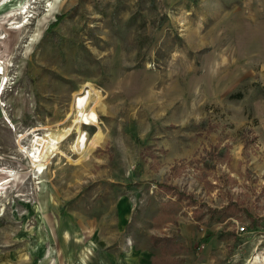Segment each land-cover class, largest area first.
Instances as JSON below:
<instances>
[{
    "label": "rangeland",
    "instance_id": "obj_1",
    "mask_svg": "<svg viewBox=\"0 0 264 264\" xmlns=\"http://www.w3.org/2000/svg\"><path fill=\"white\" fill-rule=\"evenodd\" d=\"M25 3L0 21V264H264V0H17L0 16ZM85 86L96 126L76 153Z\"/></svg>",
    "mask_w": 264,
    "mask_h": 264
},
{
    "label": "built area",
    "instance_id": "obj_2",
    "mask_svg": "<svg viewBox=\"0 0 264 264\" xmlns=\"http://www.w3.org/2000/svg\"><path fill=\"white\" fill-rule=\"evenodd\" d=\"M94 90L95 89L91 86H85L80 91H78L73 98V106H72L73 123H75V125L78 126L80 130L77 131V128H75L74 130H72L75 131V134L74 132L71 131V133L67 136L65 140L72 137L74 134L73 147L76 153H82L86 150L84 149V147L86 145L88 147L90 143L91 128L96 126L95 123L91 122L93 120L91 118V108H90L92 97L94 95L93 94ZM39 136L41 135H36L33 139L34 147H32L33 149V151H31L32 154L34 151L35 153L38 154H40L41 152L44 153L45 147L41 144V141L38 140ZM239 231L244 232L245 227H240Z\"/></svg>",
    "mask_w": 264,
    "mask_h": 264
},
{
    "label": "crops",
    "instance_id": "obj_3",
    "mask_svg": "<svg viewBox=\"0 0 264 264\" xmlns=\"http://www.w3.org/2000/svg\"><path fill=\"white\" fill-rule=\"evenodd\" d=\"M258 34H260L259 32L257 33V32H255V31H253L251 34L249 33L248 35L251 37V39H254V37L256 38V40H258ZM249 37V38H250ZM239 39V38H238ZM260 39V38H259ZM240 40V39H239ZM259 42V41H258ZM258 50H259V48H257ZM97 78H113V75L111 76V75H105V76H98ZM109 83V82H108ZM107 84V83H106ZM106 86V88H107V90H109L110 89V87H109V85H105ZM169 93V92H168ZM179 93H182L181 91L179 92ZM174 96H175V94H171V95H167L166 96V98L162 101V103H161V106L162 107H164V108H167V107H169L170 105H171V103L173 102V101H175L176 100V98H174ZM99 104V103H98ZM153 106H157V103L156 102H153V104H152ZM160 105V104H159ZM164 108H161V109H159V110H162V109H164ZM155 109H158V107H155ZM156 117H159V116H156ZM185 119V115H183L181 118H180V120H184ZM97 138H99V142H100V139H101V133L98 135V137ZM188 142V141H187ZM185 150L184 151H177V153H176V155H179V156H175V157H182V156H185V157H188V158H191V157H194L195 155H196V146L194 145V144H186V146H185ZM175 157H173L172 159H171V161H175L176 160V158ZM122 202L124 203V205H126V201L125 200H122ZM193 225V224H192ZM192 225H190V230H192L193 229V226ZM91 242H92V251H89L90 252V255H89V257L92 259V260H96L97 258H98V256H99V253H98V248H99V246H98V242H100V241H95V240H91ZM110 242H109V240H107V244H109ZM123 245H124V247L125 248H127L128 249V251H129V245L125 242V240H124V242H123ZM105 257L107 258V259H113L115 256H114V254L113 253H111V252H106V255H105ZM123 258H129V259H131V258H139V259H143V258H146V254H145V252H144V254H143V252L142 251H139V253L137 252V253H132L131 251H130V253H128L126 256H124ZM79 263V261H77L76 262V264H78ZM87 263V262H86ZM79 264H84V262H81V263H79ZM108 264V263H107ZM137 264V263H136ZM139 264V263H138Z\"/></svg>",
    "mask_w": 264,
    "mask_h": 264
},
{
    "label": "bare ground",
    "instance_id": "obj_4",
    "mask_svg": "<svg viewBox=\"0 0 264 264\" xmlns=\"http://www.w3.org/2000/svg\"><path fill=\"white\" fill-rule=\"evenodd\" d=\"M14 1H17V0H0V10L7 7L9 4H11L12 2ZM29 3H25L23 4V6H21L18 10H8V11H5L1 16H0V21L4 24L6 21H11V19H14L16 16L18 15H26L28 13V9L30 8L29 5H27ZM54 4H50L49 6L52 7V11L53 9L56 8V6L53 7ZM51 11V10H50ZM51 11V12H52ZM30 16V15H29ZM28 18V17H27ZM29 19V18H28ZM29 21V20H27ZM21 22H12V23H8V25H10L11 29H15V30H18V29H22L25 27V25L28 23V22H25L23 24H20ZM16 24V25H15ZM6 38L5 36H0V39H4ZM0 65H2L3 67H5V62L3 60H0ZM3 71L0 72V74H2ZM9 181L5 180L1 183L0 186H3V185H6L8 184ZM260 259V256L257 255L256 257H253V261L254 263H257Z\"/></svg>",
    "mask_w": 264,
    "mask_h": 264
},
{
    "label": "trees",
    "instance_id": "obj_5",
    "mask_svg": "<svg viewBox=\"0 0 264 264\" xmlns=\"http://www.w3.org/2000/svg\"><path fill=\"white\" fill-rule=\"evenodd\" d=\"M232 97H234V98H242V93H238V94H236V95H234V96H232ZM233 204H230V205H228L226 208H224V209H226V210H224L226 213H228V210H229V208L232 206ZM228 215L230 216L231 214H229L228 213ZM227 215V216H228ZM200 218H202V216H198L197 217V219L198 220H200ZM221 219V218H220Z\"/></svg>",
    "mask_w": 264,
    "mask_h": 264
}]
</instances>
